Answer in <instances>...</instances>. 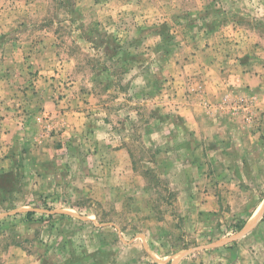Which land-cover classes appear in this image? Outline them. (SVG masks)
I'll return each mask as SVG.
<instances>
[{
  "label": "rangeland",
  "instance_id": "obj_1",
  "mask_svg": "<svg viewBox=\"0 0 264 264\" xmlns=\"http://www.w3.org/2000/svg\"><path fill=\"white\" fill-rule=\"evenodd\" d=\"M0 264H264V0H0Z\"/></svg>",
  "mask_w": 264,
  "mask_h": 264
},
{
  "label": "crops",
  "instance_id": "obj_2",
  "mask_svg": "<svg viewBox=\"0 0 264 264\" xmlns=\"http://www.w3.org/2000/svg\"><path fill=\"white\" fill-rule=\"evenodd\" d=\"M3 138H5L6 141H7V144L4 145V146H5L4 148L10 149V143H11V141H10L9 138H11V135H10V134H9V135H6V136H4ZM7 146H8V147H7ZM11 147H12V146H11Z\"/></svg>",
  "mask_w": 264,
  "mask_h": 264
},
{
  "label": "water",
  "instance_id": "obj_3",
  "mask_svg": "<svg viewBox=\"0 0 264 264\" xmlns=\"http://www.w3.org/2000/svg\"><path fill=\"white\" fill-rule=\"evenodd\" d=\"M219 244H223V243H219ZM218 245V244H217Z\"/></svg>",
  "mask_w": 264,
  "mask_h": 264
}]
</instances>
